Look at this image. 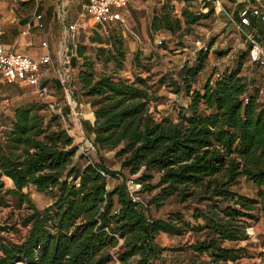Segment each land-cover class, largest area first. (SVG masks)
Listing matches in <instances>:
<instances>
[{"label":"trees","instance_id":"trees-1","mask_svg":"<svg viewBox=\"0 0 264 264\" xmlns=\"http://www.w3.org/2000/svg\"><path fill=\"white\" fill-rule=\"evenodd\" d=\"M171 11L164 3L150 29L176 31L183 20L189 30L209 16L212 7L197 13L183 6L182 19ZM109 42L105 59L120 66L125 56L122 36L114 34ZM207 55L208 46L199 47L194 62L184 64L176 77L162 73L155 80L148 57L138 54L131 78L95 74L92 64L83 62L80 89L95 116L83 124L93 134L98 159L82 165L73 161L77 144L59 114L41 99L14 107L0 135V203L8 204L11 195L15 206H23L13 226L25 227V233L13 240L0 226V264H115L116 259L119 264H156L162 249L157 234L181 235L187 228L201 236L177 249L205 252L210 262L242 256L241 246L223 242L247 238L248 219L264 213V97L242 72L248 50L234 66L192 87ZM161 84L188 96L175 118H157L150 109ZM111 148L116 149L120 169L140 171L130 178L140 184L138 192L143 183L157 188L154 203L170 196L203 202L191 213L193 220L202 221L193 222L180 210L152 216L146 201L142 207L132 200L124 180L108 187L107 176L120 172L103 162L100 150ZM241 176L255 186L254 195L233 188ZM5 177L12 186H5ZM28 186L49 193L53 201L38 208L23 190Z\"/></svg>","mask_w":264,"mask_h":264},{"label":"rangeland","instance_id":"rangeland-1","mask_svg":"<svg viewBox=\"0 0 264 264\" xmlns=\"http://www.w3.org/2000/svg\"><path fill=\"white\" fill-rule=\"evenodd\" d=\"M234 1L243 3L246 0ZM167 2L172 6V16H180L181 19L180 11L183 6H187L188 9L197 13L206 12L211 7L212 11L209 16H203L196 23L191 24L189 30L183 20L181 28L176 31L163 27L150 29L153 16L161 13L162 5ZM231 4L232 0H221V4H217L213 0H129L126 10L127 25L125 26L114 22L105 27H99L91 21L85 23L79 21L72 43L74 54L71 57V71L67 81L71 99L76 101V105L71 106L67 102L66 91L57 78V74L51 72L46 83L50 93L54 95L51 98L58 102L63 112L61 118L64 126L73 136V143L77 144L73 161L82 165L87 161L98 159V153L91 141L93 134L89 133L83 124V120L92 119L88 108V104L91 106L89 97L81 91L78 78L83 62L89 61L95 74L106 72L112 73L115 77L131 78L132 71L136 70L132 60L134 55L138 54L143 59L148 57L146 63L149 65L151 80L157 79L162 73L176 77L177 72L184 64L194 62L199 45L203 44L208 46L205 67L192 85V87H201L207 78L213 79L224 68L234 66L239 54L247 51V43L232 21V17L237 18V14ZM19 7L25 15L34 9L30 3H20ZM37 9L38 12L41 8ZM50 22L45 31L48 46L43 47V52L50 54V60L55 69L60 56L63 27L54 19H50ZM255 25L258 30L264 31L263 22L256 19ZM114 34L122 36L125 49V56L120 66H117L113 60L105 59L107 49L111 47L109 41H112ZM38 39L40 41L41 37ZM28 42V40L25 43L22 42V47L33 45ZM37 49L38 45L35 42L32 47H29L28 52H35ZM79 50H81V54L78 52ZM242 72L252 86L259 88L260 95L264 97V66L251 62L246 56L243 60ZM156 94L158 98L151 102L150 109L157 118L163 115L175 118L178 109L185 106L188 101V96L183 90L176 92L166 84L157 85ZM40 99L34 87L25 81L8 82L5 79H0V135L9 125L10 115L16 105ZM115 150V148L100 150L103 162L109 168L120 171L116 176H107V186L111 187L124 180L128 187V183H130L128 180L137 177L140 171L130 173L127 169H120V160L116 156ZM4 180L6 187L12 186V181L9 178L5 177ZM155 180L156 178H153L151 182L154 183ZM233 188L248 195H254L256 189L252 182L243 176L240 177L237 184L233 185ZM23 190L28 191L38 208H43L53 201V197L49 193L38 191L33 186L24 187ZM156 192L157 188L148 187L143 183L138 192L140 197L148 203L147 211L150 215L166 217L174 211L180 210L187 219L193 222L202 221L201 219L193 220L191 213L193 207L202 206L203 202H196L190 198L179 201L177 197L170 196L154 203L151 199ZM7 202L8 204L0 203V226L5 227L1 233L10 239L19 240L25 233V227L18 223L13 225L18 218L19 211L24 209L23 206H15L14 197L11 195H7ZM254 212L257 213L255 210ZM248 221L247 238L223 242L229 246H241L243 254L240 258L210 262L209 256L205 252L198 255L185 249H177L201 236L200 231L187 228L181 235L166 232L157 234L155 241L157 247H162V249L161 255L155 260V263L183 264L185 261V264H264V213L258 212L255 218L248 219Z\"/></svg>","mask_w":264,"mask_h":264},{"label":"built area","instance_id":"built-area-1","mask_svg":"<svg viewBox=\"0 0 264 264\" xmlns=\"http://www.w3.org/2000/svg\"><path fill=\"white\" fill-rule=\"evenodd\" d=\"M66 1L68 0H58L55 8V16L63 27L60 56L55 69L48 52L33 56L25 51L6 47L0 30V75L8 82L21 80L32 85L47 108L60 116H63V112L58 102L51 98V93L45 82L46 75L50 70L57 74V78L66 91L67 102L69 105L75 106L76 101L71 99L67 81L71 71V57L74 54L72 43L79 21L84 23L91 21L99 27H105L114 22L125 26L127 25L126 10L129 0H74L78 5V10L73 19L69 17V12L66 10ZM215 1L220 4L219 0ZM256 19L264 23V0H246L237 10V18L232 17L235 27L247 43L249 59L264 66V33L256 28ZM31 26L44 27L42 13L32 14L27 20V28ZM41 46L47 47V41L42 40ZM128 182H130L128 183V192L132 200L140 206L146 207L145 200L138 194L140 184L130 179ZM115 264H118L117 259Z\"/></svg>","mask_w":264,"mask_h":264},{"label":"crops","instance_id":"crops-1","mask_svg":"<svg viewBox=\"0 0 264 264\" xmlns=\"http://www.w3.org/2000/svg\"><path fill=\"white\" fill-rule=\"evenodd\" d=\"M213 1L216 2L215 0ZM219 1L221 4V0ZM20 3L32 4L34 6L33 11L25 15L23 12H21V8L19 7ZM57 3H58V0H18V1L0 0V19H1L0 30H1L2 39L6 47L10 49H16V50L28 52L29 47H32L34 43L36 42L38 45V49L35 52H28V53H30L33 56L40 54V52L42 53L43 46H41V41L42 40L47 41L45 37L46 36L45 31H46V28H48V25H50L51 23L50 19H54L59 25L62 26L61 22L55 16V8H56ZM243 4L244 2L238 3L232 0L231 5H233L236 14H237L238 8ZM38 7L41 8L38 12L42 13L43 15L44 27L37 28L36 26H31L30 28H27V20L32 16L33 13L37 12ZM66 10L69 12L70 18L72 19L75 18L77 14V10H78V5L76 1L74 0L66 1ZM262 32L264 33V31ZM61 36H62V32H61ZM39 37H41L40 41L38 39ZM27 40L33 43V45L28 46V47H25V46L22 47L21 43L22 42L25 43ZM51 72L54 73L53 70H50L49 73L46 75V78H45L46 83H47L48 75L52 74ZM0 79H4V78L0 75ZM51 96H54V95H52L51 93ZM88 108H89V112L93 113L91 106L89 104H88ZM12 115L13 113L10 115V117ZM87 120L90 123H92L94 121V116L92 117V119L90 120L87 119ZM183 264H185V261H183Z\"/></svg>","mask_w":264,"mask_h":264},{"label":"water","instance_id":"water-1","mask_svg":"<svg viewBox=\"0 0 264 264\" xmlns=\"http://www.w3.org/2000/svg\"><path fill=\"white\" fill-rule=\"evenodd\" d=\"M94 118H95V116H94Z\"/></svg>","mask_w":264,"mask_h":264}]
</instances>
